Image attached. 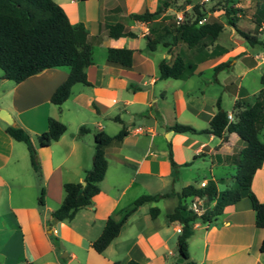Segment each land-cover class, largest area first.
<instances>
[{"label":"crops","instance_id":"crops-1","mask_svg":"<svg viewBox=\"0 0 264 264\" xmlns=\"http://www.w3.org/2000/svg\"><path fill=\"white\" fill-rule=\"evenodd\" d=\"M53 1L72 25L82 23L88 31L92 63L85 72L90 85L74 84L69 97L55 105L50 98L67 78L66 67L44 69L18 83L2 79L0 70V109L10 114L14 127H21L30 136L40 169L38 175L26 144L13 139L6 132L9 125L0 119V264H68L71 259L78 264H126L130 260L175 264L181 225L167 215L181 201V188L192 184L183 174L207 169L210 178L192 185L199 187L201 182L212 180L217 191L230 187L222 176L235 173L233 157L244 143L233 132L217 137L178 133L171 127L179 123L206 129L217 102L232 115L236 101L253 104L262 85L250 89L242 79L257 67H262L263 73L264 50L257 44L245 46V40L230 27L226 44L219 42L220 34L214 42L203 41L192 48L182 41L172 43L166 36L151 51L146 46L149 27L128 15L153 12L165 0ZM170 9L166 7L156 21H162ZM116 22L136 36H108V26ZM255 27L250 24L249 30ZM109 48L133 50L132 65L125 68L108 63ZM176 55L193 66L192 72L176 79L160 78L159 62L165 59L171 63ZM220 64L226 66L215 73ZM49 118L62 122L66 131L42 147L36 136L46 131ZM123 125L127 135L105 148L107 168L91 204L77 210L70 220L53 218L51 213L64 198L63 184L81 182L84 171L90 168L95 134L103 131L113 136ZM81 126L89 131L77 136ZM259 139L264 141V125ZM199 157L209 161L208 167L197 163ZM170 159L177 165L176 177ZM218 181L225 184L223 189L218 188ZM251 190L264 203V162L253 176ZM142 195L160 197L137 207L107 247L101 253L95 251L92 242L106 221L119 220ZM151 208L158 209L154 218ZM263 240L264 229L256 226L250 200L243 197L226 207L214 224H193L188 260L192 264H264Z\"/></svg>","mask_w":264,"mask_h":264},{"label":"trees","instance_id":"trees-1","mask_svg":"<svg viewBox=\"0 0 264 264\" xmlns=\"http://www.w3.org/2000/svg\"><path fill=\"white\" fill-rule=\"evenodd\" d=\"M229 4L225 15L227 24L242 37L249 45H262L264 41L257 35L251 34L238 27V16L243 13L237 8L235 0H224ZM167 4H162L155 11L142 13H130L129 19L147 24L149 33L146 35V46L153 51L160 43V39L170 36L172 43L182 41L189 48L198 46L203 41L214 42L223 31L224 24L218 20L205 21L198 24V20L204 18L203 9L196 5L190 15H184L183 21L175 20L156 21V16L165 11ZM252 21L256 27L264 24V0L257 3ZM108 36L112 38L136 34L130 31L122 23L116 22L107 28ZM164 45H169L164 43ZM107 62L113 65L128 68L133 62V50L128 48H109L106 56ZM92 63V46L88 41L86 27L79 23L72 25L64 10L53 0H0V70L2 79L13 82H21L27 77L39 73L44 69L66 67L67 78L52 93L50 102L55 105L62 104L70 95L71 87L76 83L90 85L86 78V68ZM226 66L220 64L214 68L218 70ZM159 77L179 78L184 72H192L193 66L187 64L176 55L171 63L163 59L158 64ZM261 90L253 104L244 105L236 101L233 105V119L227 118V112L222 110L217 102V111L210 119L208 127L196 130L191 126L175 123L171 129L178 133H207L221 137L224 133H236L244 143L237 156L233 157L235 173L232 177L234 185L217 191L214 181L209 180L204 187L192 184L184 186L178 193L181 200L174 211L167 215L170 221H177L181 225L177 237V253L184 259L182 263L192 264L189 259L188 239L193 233L195 222L207 225L214 224L224 209L247 197L255 212V224L264 229V203L260 202L251 190V182L255 172L264 162V141L259 139V132L264 125V71L260 76ZM115 121L122 123L119 117ZM66 131V126L49 118L47 129L36 136L39 146H48L57 140ZM89 131L81 126L77 136ZM6 132L15 140L24 142L30 155L33 169L40 175L36 152L28 133L21 127L7 126ZM127 135V129L123 125L121 130L110 136L99 131L94 136L93 154L91 166L84 171L81 182H66L63 184L64 198L51 216L59 221L70 220L77 210L88 206L92 198L99 192V183L105 175L107 160L105 148L111 143H120ZM172 175L176 177L177 165L170 159ZM44 190L38 197L43 203ZM169 194H164L168 196ZM159 195H142L138 197L130 208L123 211L119 220L109 218L100 234L92 242L95 251L101 253L115 238L122 224L140 205L158 199ZM203 199V211L200 214L188 209L185 204L187 198ZM158 213L157 208H151V217ZM260 249L264 251V240ZM126 264H139L128 261Z\"/></svg>","mask_w":264,"mask_h":264},{"label":"rangeland","instance_id":"rangeland-1","mask_svg":"<svg viewBox=\"0 0 264 264\" xmlns=\"http://www.w3.org/2000/svg\"><path fill=\"white\" fill-rule=\"evenodd\" d=\"M260 2V0H235L234 5L237 8H241L243 10V13L238 16V26H240V29L247 31L251 34L257 35L259 38H261L262 41H264V26H261L260 29L255 27L253 30H249V26L254 25V23L251 21V15L254 12V9L256 7V4ZM165 3L167 4V7H170L169 14L166 15V17L163 18V21L168 20H174L176 15H190L193 12V7L198 5L200 6L204 11V18L209 20H218L221 23L224 24V29L219 35V42L225 43L227 40L228 31L230 30V26L227 24V18L225 15L226 8L229 6V4L225 3L224 0H165ZM226 44V43H225ZM245 46L250 48L251 46L245 41ZM261 49H263L262 45H259ZM255 49H258V46H254ZM264 50V49H263ZM240 70L239 66L236 67V71ZM262 73V67H257L256 69H253L247 75L243 76L242 83L245 87H248L250 89H255L257 87H260V75ZM260 138L262 139V134H260ZM197 163L201 164L204 163L206 167L209 165V161L207 159L202 160L200 157L197 159ZM205 167V168H206ZM195 170V169H194ZM230 175H234V172H231ZM225 175L222 177L227 178L226 181L230 182V186L234 185L232 176ZM183 176H187L190 178V181L192 184L198 183L202 178H210L209 173L207 172V169H201L195 173H187L183 174ZM218 188L223 189L225 187V184L221 183L220 181L217 182ZM191 202V198H187L185 200V204L189 205Z\"/></svg>","mask_w":264,"mask_h":264},{"label":"built area","instance_id":"built-area-1","mask_svg":"<svg viewBox=\"0 0 264 264\" xmlns=\"http://www.w3.org/2000/svg\"><path fill=\"white\" fill-rule=\"evenodd\" d=\"M183 18H184V15H176L174 20L176 21V23H179L183 21ZM205 21H206L205 18H201L200 20H198V24H202ZM227 118L229 121H231L233 119V115L227 114ZM205 185H206L205 181L200 183V187H204ZM202 204H203L202 198L194 197L192 201L190 202L189 209L197 214H200L203 211Z\"/></svg>","mask_w":264,"mask_h":264},{"label":"water","instance_id":"water-1","mask_svg":"<svg viewBox=\"0 0 264 264\" xmlns=\"http://www.w3.org/2000/svg\"><path fill=\"white\" fill-rule=\"evenodd\" d=\"M0 119L7 123L9 126H14L10 114L5 109H0ZM60 248L63 250L62 246H60ZM63 256L65 258H68V254L65 251H63ZM183 261L184 259L179 256L177 259V263H182ZM68 264H78V262L75 259H71Z\"/></svg>","mask_w":264,"mask_h":264}]
</instances>
